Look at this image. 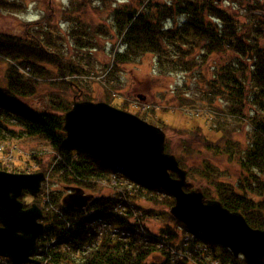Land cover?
<instances>
[{
    "label": "trees",
    "instance_id": "16d2710c",
    "mask_svg": "<svg viewBox=\"0 0 264 264\" xmlns=\"http://www.w3.org/2000/svg\"><path fill=\"white\" fill-rule=\"evenodd\" d=\"M243 1L234 3L232 0L228 8L220 7L214 0H165L163 4H155L154 7L159 9L156 13L166 18L177 21L184 18L183 22L178 21L181 27L170 29H165L164 18L153 22L151 15L136 17L133 4L116 5L113 13L118 34H125L122 41L125 51L116 53L112 67L120 69L139 56L152 53L158 58L162 74L170 69L187 76L191 73L196 85L205 87L206 91L201 94L206 103L216 105L224 100L216 106L234 116L240 129L252 125V131L246 133L245 129L238 130L223 122L214 127L216 132L223 133L218 142L196 132L175 144L167 140L166 151L177 157L191 181L201 186L208 198L217 199L226 208L242 213L252 227L264 229V16H253L252 22L249 19L241 25L236 8L241 9ZM82 2L90 3L88 0ZM1 6L18 8L15 2L8 3L7 0H3ZM90 15L89 12L88 17H78L75 22L81 31L88 33L87 36L91 34L95 38V21ZM239 25L245 33L239 32ZM38 32L28 30L22 36L0 38V60H7L9 64L5 75L7 86H0V143L44 136L60 158L53 169L59 181L95 190L97 186L93 182L110 180L115 169L99 154L67 142L64 114L69 109L57 107L64 112L58 116L25 105V100L36 92L39 84L35 81L36 76L42 77L43 73L53 79L85 73L71 69L69 64L64 66L62 57L57 54L46 56ZM200 49L199 59L197 51ZM41 56L47 61L50 58L51 70H41L42 67L34 63H42ZM211 57H218L217 70L208 79L206 66ZM76 84L69 82L72 87ZM185 85H189L188 79ZM240 131L241 135H246V140L240 139L237 134ZM192 160L198 162L190 164ZM138 200L155 206L145 210L148 215H153L159 208L166 210L168 221L174 227L166 224L160 232L182 250L180 255L183 256L178 260L172 262L176 252L163 261L165 249L145 246L133 238H115L108 234L101 237L91 227L90 224L100 218L130 230L131 226L118 216L115 208L127 209ZM56 202L59 206V200ZM173 204V198L141 177L139 181L126 182L116 196H99L85 211H68L59 206L63 214L60 216L44 207L46 227L37 242L35 255L43 264L46 260L49 264H214L213 261L216 264H245L242 258H235L226 248L204 238L214 259L205 257L200 240L188 247L180 243L179 229H189L169 213ZM149 259L152 261L148 263Z\"/></svg>",
    "mask_w": 264,
    "mask_h": 264
},
{
    "label": "rangeland",
    "instance_id": "374dc122",
    "mask_svg": "<svg viewBox=\"0 0 264 264\" xmlns=\"http://www.w3.org/2000/svg\"><path fill=\"white\" fill-rule=\"evenodd\" d=\"M7 1L8 3L15 2L18 6L17 9H12L4 8L0 4V21H4L7 31L15 36L24 35L26 33L23 31L24 28L26 31H39L41 42L45 44L49 53L62 57L64 66L69 64L71 69L85 72L53 79H48L49 76H45L43 73L42 77L36 76L35 81L39 83L36 92L25 101L27 106L32 109L38 112H52L61 116L64 112L58 110L57 107L70 109L74 103V97L79 94L78 89L72 85L69 86V82H75L82 90L81 98H79L81 101L106 102L118 109L135 114L141 119L161 127L166 132L167 140L172 144L178 143L196 132L218 142L223 133L216 132L214 127L223 122L230 123L238 130L245 129L246 133L252 131L251 124L247 127L244 125L240 129L241 125L235 121L237 119L234 116L228 115L216 106L221 105V102L224 103V100L221 102L218 100L219 103H215L216 105L206 103L201 94L206 91L205 87L202 86V89L198 87L191 73L187 76L181 72H172L170 69L168 73L162 74L158 58L152 53L139 56L134 62L122 65L120 69L115 70L112 67V60L117 51L121 50L120 44H123L122 41L125 37L124 33L118 34L113 13L115 6L123 7L127 3L133 4V8L137 11L136 17L147 14L152 16L153 22L164 18L165 25L170 22L171 28L181 27L182 24L179 22H183L184 18H179L178 22L175 18H166L156 13L159 9L154 5L163 4L165 0H124V2L121 0H88L89 5L87 2L83 3L82 0H67V3L64 0H52L55 15L50 14V16L47 13L49 0ZM235 2L238 3L239 0H234ZM217 3L220 7L228 8L232 0H221ZM258 6H263V8L257 9ZM236 10L239 13L237 14L238 20L241 25H244L249 19L252 22L253 16H264V0H244L241 9L236 8ZM89 12L92 21H95L93 30L95 38L91 34L87 36L88 33L81 31L75 22L78 17H88ZM29 16L36 18L29 20L27 19ZM61 25H65V27L62 28ZM170 27H165V29H170ZM238 28L239 32H246L240 25ZM197 53V57L200 59L201 49ZM49 59L44 63L46 67H42L39 61H34V63L42 67L41 70H51L48 64ZM6 61L0 60L1 87H5L6 69L9 66ZM217 62L218 57L210 58L206 66L208 79H211L213 72L217 70L215 67ZM186 79H188V86L185 85ZM198 127L200 129H197ZM237 134L241 140H246V135H241V131ZM55 152L57 153L56 149L44 136L0 143V170L23 173L46 172L55 161ZM195 162L198 160H192L190 164ZM117 171L121 176L117 175V178L104 179L107 182L96 183L97 187L94 192L98 195L97 198L117 195L112 192L113 187H119V182L124 178L123 171L120 169ZM42 184L38 201L43 205L46 204V200L54 206L57 205L56 200L61 198L60 191L63 186L57 175L55 173L52 175L50 172L48 181H43ZM65 194L63 192L62 197ZM27 195L29 194L27 193ZM31 200L34 199L30 195L22 198L24 204H28V206L31 205ZM140 205L146 208H155L153 204L147 202H141ZM115 211L118 213L120 207H116ZM52 213L55 214V211ZM153 216H156L157 222L153 220L154 218H150L152 229L155 227L160 229L166 224H172L169 223L166 210L163 208H159ZM95 230L101 237L103 236L101 228L96 226ZM218 251L219 249L216 250L217 253ZM162 255L163 261H166L169 253L163 252ZM182 256L183 254L176 256L172 262ZM151 261L152 259H149L147 262ZM5 262V259L0 258L1 264ZM49 263L48 260L44 262V264Z\"/></svg>",
    "mask_w": 264,
    "mask_h": 264
},
{
    "label": "water",
    "instance_id": "95a60500",
    "mask_svg": "<svg viewBox=\"0 0 264 264\" xmlns=\"http://www.w3.org/2000/svg\"><path fill=\"white\" fill-rule=\"evenodd\" d=\"M64 118L68 142L149 179L174 198L170 212L176 220L227 248L235 258H243L245 264H264V229L252 227L242 213L207 198L200 186L190 182L188 171L166 151L161 128L106 102L76 98ZM44 180V173L0 171V257L12 264H40L33 256L45 230L40 221L43 211L37 204L25 209L20 197L24 191L38 197ZM65 190L74 191L63 199L68 208L82 210L95 198L82 188Z\"/></svg>",
    "mask_w": 264,
    "mask_h": 264
},
{
    "label": "flooded vegetation",
    "instance_id": "af4514ba",
    "mask_svg": "<svg viewBox=\"0 0 264 264\" xmlns=\"http://www.w3.org/2000/svg\"><path fill=\"white\" fill-rule=\"evenodd\" d=\"M3 2V0H0V4ZM38 5H43L44 7L46 6V5H44V4H38ZM48 5L49 6H47V8H48V15L50 16V14H54L55 15V10H54V8H53V6H52V0H49V3H48ZM41 10H43V9H41ZM9 34V31H7V35Z\"/></svg>",
    "mask_w": 264,
    "mask_h": 264
},
{
    "label": "bare ground",
    "instance_id": "6f19581e",
    "mask_svg": "<svg viewBox=\"0 0 264 264\" xmlns=\"http://www.w3.org/2000/svg\"><path fill=\"white\" fill-rule=\"evenodd\" d=\"M7 35V30L4 21H0V38Z\"/></svg>",
    "mask_w": 264,
    "mask_h": 264
},
{
    "label": "clouds",
    "instance_id": "9594fccd",
    "mask_svg": "<svg viewBox=\"0 0 264 264\" xmlns=\"http://www.w3.org/2000/svg\"><path fill=\"white\" fill-rule=\"evenodd\" d=\"M64 2L67 3V0H64ZM121 2H124V0H121ZM35 18L36 17H34V16L27 17V19H29V20H32V19H35ZM181 19H183V17H181ZM170 26H171V23L170 22L165 25V27H170ZM61 27L63 28V27H65V25H61Z\"/></svg>",
    "mask_w": 264,
    "mask_h": 264
},
{
    "label": "built area",
    "instance_id": "2783aa9c",
    "mask_svg": "<svg viewBox=\"0 0 264 264\" xmlns=\"http://www.w3.org/2000/svg\"><path fill=\"white\" fill-rule=\"evenodd\" d=\"M186 240L188 241L189 240V237H187ZM163 243H164V245L166 244L165 242H163ZM168 249H170V248L168 247Z\"/></svg>",
    "mask_w": 264,
    "mask_h": 264
}]
</instances>
